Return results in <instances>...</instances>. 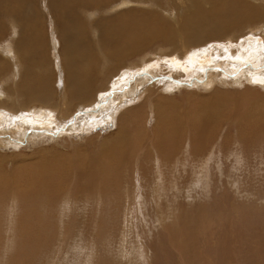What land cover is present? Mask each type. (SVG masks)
I'll list each match as a JSON object with an SVG mask.
<instances>
[{"label":"bare ground","instance_id":"bare-ground-1","mask_svg":"<svg viewBox=\"0 0 264 264\" xmlns=\"http://www.w3.org/2000/svg\"><path fill=\"white\" fill-rule=\"evenodd\" d=\"M25 4L26 0H0V14L7 18L0 21V27H8L12 39L0 41V148L41 143L52 132L60 139L72 134L81 137V129L91 128L97 121L112 118L115 126L113 120L118 114L117 131L109 141V149L113 151L110 156L118 157L121 165L119 169L114 164L103 168L101 162L96 167L99 163L96 161L91 166H81L78 153L80 156L54 160L44 159L47 154L27 164H21L27 157L21 161L18 156L19 165H12L10 171L3 167L7 159L0 160V214L9 224L17 225L19 219L29 221L53 214L57 209L61 217L63 214L68 217L74 212H70L71 206L77 203L84 206L92 200V204L101 206L99 211L108 215L104 203H114L120 199L117 195H122L126 207L119 214L126 219L127 231L121 245L126 246V252L136 251L145 260L135 249L136 240L132 227L128 226L131 215L143 217L145 200L162 214V200L168 192L176 202L180 194L187 195L196 186L205 189L206 181L209 182L206 172L210 174L214 166L217 170L223 168L229 157L232 156L231 167L237 171L242 165L240 157L247 156L246 153L253 155L254 148L259 149V155L264 151L263 113L254 108L240 110L238 106L236 111L234 104L231 105L234 111H224L216 105L199 108L187 97L191 105L180 108L172 96L181 89L185 93L193 89L213 90V94L220 87L241 86L250 90L248 84L264 81V0H44L47 12L56 21V34L54 29L52 33L60 57L58 86L47 56L52 46L44 39L38 15L32 18L28 14L29 19L20 22L28 16L20 9ZM83 6L96 10L85 11ZM95 52L105 56V64L114 63L113 73L109 69L101 71L104 81L100 88L95 85ZM134 57L139 58L136 63L131 61ZM260 84L264 87V83ZM236 91L234 94L239 90ZM238 98L237 104L243 97ZM233 101L236 103L235 98ZM149 117L154 119L150 135ZM69 121L73 123L71 126H67ZM65 127L61 135L60 129ZM45 151L48 150L38 152ZM144 162L150 166L146 167ZM178 179L185 184L181 188ZM120 180L124 189L116 184L122 183ZM81 181L87 186L74 193V186ZM114 186L123 191H115ZM78 209L81 212V206ZM185 212L178 206L175 219L180 225L189 226L192 233L168 232L179 256L178 264H202L210 259L214 264H223L232 243L227 236L228 244L225 225L220 230L216 228L214 237L210 233L212 228L205 230V224L211 222L199 215L187 216ZM61 226L66 229L64 221ZM258 238L251 235L248 239L253 246L248 252L250 264L264 262V241ZM208 249V255L202 254ZM202 255L208 258L201 257L198 261Z\"/></svg>","mask_w":264,"mask_h":264},{"label":"rangeland","instance_id":"rangeland-1","mask_svg":"<svg viewBox=\"0 0 264 264\" xmlns=\"http://www.w3.org/2000/svg\"><path fill=\"white\" fill-rule=\"evenodd\" d=\"M43 3L44 0H29V1L26 0V4L22 6V8L20 7V9L21 11L23 10L22 14H26V15L29 14L30 16H32V18L33 15L34 18H36L38 15L37 21L39 20L38 24L40 23L41 25L40 24L39 25L41 26V28L43 27L44 30L43 36L45 37L46 35L48 36V38L44 37V39H47L48 44L52 46V50H51L52 55L51 54L49 55L47 50V56H48V60L49 61L51 60L49 62V65H52L54 68L53 70L55 73L53 74L57 75L55 84L57 83L56 86H58L60 82H59L57 65L59 64L60 57L56 54L55 47L57 46L54 45V41H56V39H53V33H52L53 29L55 28L56 21H54L53 14L50 11L47 12L45 5ZM84 9L85 11L92 9L96 10V7H91V8L84 7ZM38 13L40 14V17ZM47 13L49 14V16ZM29 15L26 17H22L24 21L20 18L21 19V20L19 19L20 22L27 21L26 19H29ZM10 17H12V15H10ZM0 19H1L0 21L2 22V19L6 20L7 18L4 16L3 13H1ZM11 19L14 18L12 17ZM40 21H42L43 23ZM44 27L48 28L46 29L47 32L45 31ZM0 29H2L0 30V41L2 42L12 41L11 33L8 27L7 28L0 27ZM3 29H5V31ZM54 31L56 34L55 29ZM93 56L95 59L94 64L97 65L94 66V72H95L94 76L96 78L95 85H97V87L100 88V86L102 87V83L104 81L103 79L104 77L103 78L101 77V74L103 76L102 72H104L102 70H107V71L111 70L109 72L113 73L114 70L112 68L114 66L113 65L114 63L108 61V63L105 64V61L107 60H105V56L101 52H95L93 53ZM99 57H101L100 58L101 60L99 59ZM138 59H139L138 57L137 58L134 57L131 59V61L136 63ZM101 66L102 67L104 66L103 67L104 69H102ZM106 67L107 69H105ZM97 73L98 75H96ZM247 86H249L250 90L248 89L244 90L241 86L235 88L220 87V90H217V92L214 91L215 92L214 94H213V90L203 91V89L200 90L196 89L198 92L195 89H193L192 91H188L189 93L191 92L190 94H187L188 92L185 93V91L181 89L182 91L181 90L174 91V93H172V96H174L173 98L174 103L178 102V104L181 106L180 108H185V107L187 108V105L189 106L193 101H195V104L199 108L209 107L210 105L211 106L216 105L215 107L222 108L224 111L227 110L234 111L233 106L235 107L238 106V109L240 107L241 108L240 110L246 108L247 109L252 108L253 110L254 108V110H257L260 114L263 113L262 116L264 117V99H263L264 87L260 83H250ZM229 90L231 92V93L229 92L231 95H235L237 97L238 96L241 97L242 95L243 99L242 98L240 99L241 103L239 102L237 104L239 98L237 100V97L235 96L234 98L236 100L235 101L236 103H234L233 96H231L230 94L228 96L227 91ZM235 90L237 91L239 90L241 92V95L239 91L238 92L236 91L238 95L237 93L234 94ZM255 91L257 92L256 95L258 96L255 95ZM91 93H96V91ZM194 93L195 95H193ZM204 94L206 95L204 96ZM196 95L198 98L196 97L195 99L194 97ZM200 95H203L204 99L203 96ZM217 95L218 97H215ZM252 95L256 96L257 98L253 97ZM227 96L228 98H226ZM247 96H251V98L250 97L246 98ZM185 97H187V99H192L190 104L187 102V99H185ZM252 97L258 99L262 103V105L256 99H252ZM259 97L261 99H259ZM205 99H206V103H205ZM221 99H223L225 103ZM255 100L257 102H255ZM251 101L254 102L255 104L252 103ZM224 105L227 106L225 107ZM235 110L237 111V107L235 108ZM118 118L119 117L117 114L113 120L115 126L112 125L111 123L112 118H111L109 120L105 119L102 122L97 121L95 126L91 127L92 130L91 128L81 129V132L83 131V133H81V137L79 134L77 135L72 134L67 139H66L67 136H64L62 137V139H60L61 136L59 137L58 135L54 134V132H52L49 133V135H47L48 139L44 140V142L41 143H35V144L21 143V145H19V147L16 149L13 147L0 148V156H1L0 160L2 161L3 159H7V162H3V167L11 171L13 169L12 165L13 166L19 165L20 163L19 158H21L20 160L22 161L25 160V158L27 157L25 161L21 162L22 164L37 159L39 155L48 154L46 158L44 157L43 158L54 160L56 158L65 159L66 157H69L71 155L74 156L76 153H78L81 155L80 156L76 154L77 156L81 157V166H85V165L87 166L90 164L92 165L95 164L96 161H98L99 163L95 165L96 167H98L100 163L103 162L104 163L103 168L107 167L108 165L114 164L116 165V168L119 169L121 165L120 162L121 160H119L118 157H116V159L111 157L113 156L112 155L113 151L112 148L109 149V145H110L109 141L113 139L114 133L115 131H117V120L115 119ZM148 120H149L148 131H149L150 129H152V126L154 124V119L153 117H149ZM69 123L70 125L67 126H71L73 124V123L71 124V121H69L68 124ZM224 126H223L224 129L221 130L222 132L223 130L225 131ZM66 129L67 127L61 128L60 134L62 135L63 133H65ZM87 130H89V133H86ZM232 132L234 133V131ZM150 134H151V130L149 131L148 135ZM56 137L58 138L57 141L55 140ZM41 149H46L48 151L42 152L41 154L38 152ZM242 150L240 148V151L244 153V149ZM258 150H259L258 148H254L252 149L253 155L251 153H246L247 156L240 157L242 159L241 160L242 165L240 166V168H238L237 171H234V169L231 167L233 163L232 156L229 157L227 160H225V164L223 165V168L220 166L221 168H218L217 170L216 169L217 167L214 166L212 169H210L211 170L210 174L207 171L206 173L208 175L207 174L206 175L209 177L208 179L209 182L206 181L207 185H205L206 186L205 189H202L200 185L199 187L196 186L190 190V193L187 194L188 196L186 194H183L182 193L183 190H181L182 195L180 194V197L178 198L179 200H176V202L175 199L173 200V198L169 197L170 193L168 192L169 194L167 193L165 198L163 197L162 200V212L164 211V213L162 214H159L156 211L153 203L147 202L148 200L147 201L145 200V204L142 209L143 217L138 215V217H135L136 218L135 219L134 215L133 218L131 215V219H130L131 221L128 220V223L130 222L128 225L130 226L129 229L132 227L131 230L133 232L132 233L133 239L136 240L135 249L139 250V252L142 254L141 256L145 257V260L139 257L136 251H134V253L133 251L126 252L124 250L126 249V246L124 244L121 245L123 236L127 230L125 228L126 219L122 214L120 216L119 213L125 211L126 201L122 200L123 198L122 195H117V197H119L120 199L117 200L116 202L104 203V206L108 209V213H107L108 215L104 214V212L99 211V207L101 206H95V202H93L94 204L91 203L92 200H90L89 203L87 202V204L84 205L87 207L86 209H84V206L80 203L74 205L72 203L73 206H71L70 212L74 211L72 213L74 214V216L71 213H69L67 214L69 215L68 217L65 214H63V216L61 217L60 216L61 212L60 210L57 209V211H52L53 214H49L43 217L42 216L34 217L31 218L32 220L28 219L29 221H27V219H25L26 221L19 219L17 225L9 224L7 220H3L4 215L1 216L0 214V264H178V262H180L179 256L176 248L172 244V241L169 240L170 238L168 232H170V230L172 231L175 230L177 233H181V234L183 231L186 234L192 233V230L189 226H182L177 222V219H175L176 218L175 212L178 206H182L183 210H186L185 214L187 216L196 217L199 215L202 216L205 220L211 222V225L205 224L206 226L205 230H209L210 228H212L210 230L212 231L210 232L212 234L217 232L216 228L220 230L221 229L220 227L222 228L225 227L224 231L226 234L225 233L224 234L227 238L228 244H229L228 237L231 238L230 240L232 243H230L229 245L230 247L229 250L227 248L228 252L227 254H225L226 261L223 262V264H250V261L247 260L248 256L250 255L248 254V252L249 249L252 248L253 246L250 245L248 239L252 235L257 238L259 237L258 240L263 239L262 242L264 241V235H263L264 234V151L261 152V154L259 155ZM74 151L76 152L74 153ZM103 151H106V153ZM145 161L148 160L145 159ZM144 165L146 167L150 166L148 162H144ZM186 168L187 170L191 169L190 164H188ZM118 171L119 170L117 171L113 170L112 172L116 173ZM120 181L122 183H116V184L122 185L123 187L124 182L123 180ZM66 183L70 184L67 178H66ZM182 183L183 182L180 179H178V186L180 188L183 185H185ZM86 186L87 184L81 181L80 184L74 186L73 191L74 193H76V191L81 189L82 192V190ZM150 186L152 185H149V187ZM114 188L115 191L120 192L123 191L125 186L123 187V189L118 188L117 186H114ZM169 198H171L172 200H169ZM166 202L168 204H166ZM175 204L177 205V207H175L176 206ZM76 205L78 207L74 208V206L76 207ZM80 206H81V212L78 209L80 208ZM90 207L92 209H90ZM133 207H137V205H133ZM195 210L197 211L196 213ZM115 212L117 214L114 215ZM166 212H168V214ZM170 212H172L173 214ZM76 213L77 214L79 213L77 217H76ZM96 213H98L100 216L98 217ZM174 213H175V217H174ZM63 221L66 227L65 230H63V228L61 229L62 227L61 224L63 223ZM220 221L223 223H221ZM165 225L168 226L169 228L166 227ZM223 225L225 226L223 227ZM213 229H215L216 231H213ZM257 230H258V234L259 232L262 233L259 234L260 236L257 234L256 232ZM204 233H208V231H205ZM213 235H215L214 237L217 236L216 234ZM243 243H245V245H243ZM200 244L202 245L201 242ZM237 244H239V246ZM204 253H206L205 255H208L207 253H210V250L208 252L205 251L202 254ZM125 255H129V256L126 257ZM210 256L212 255L210 254L208 257ZM129 257H131L132 260H129ZM201 257L206 258L207 256L206 257H204L203 255L200 256L198 258V261H200ZM212 261L213 259H210L208 261L205 260V262H202V264H210V263L212 264ZM260 264H264V262H260Z\"/></svg>","mask_w":264,"mask_h":264},{"label":"snow or ice","instance_id":"snow-or-ice-1","mask_svg":"<svg viewBox=\"0 0 264 264\" xmlns=\"http://www.w3.org/2000/svg\"><path fill=\"white\" fill-rule=\"evenodd\" d=\"M260 83H264V81H261Z\"/></svg>","mask_w":264,"mask_h":264}]
</instances>
